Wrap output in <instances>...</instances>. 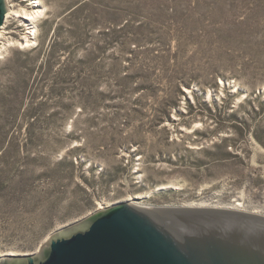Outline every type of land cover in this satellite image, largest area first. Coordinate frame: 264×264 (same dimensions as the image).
Returning <instances> with one entry per match:
<instances>
[{"label":"rangeland","instance_id":"rangeland-1","mask_svg":"<svg viewBox=\"0 0 264 264\" xmlns=\"http://www.w3.org/2000/svg\"><path fill=\"white\" fill-rule=\"evenodd\" d=\"M41 6L0 56V254L100 205L264 216V0Z\"/></svg>","mask_w":264,"mask_h":264},{"label":"water","instance_id":"water-1","mask_svg":"<svg viewBox=\"0 0 264 264\" xmlns=\"http://www.w3.org/2000/svg\"><path fill=\"white\" fill-rule=\"evenodd\" d=\"M7 11L0 0V26ZM81 222L0 264H264V216L250 212L119 203Z\"/></svg>","mask_w":264,"mask_h":264},{"label":"bare ground","instance_id":"bare-ground-1","mask_svg":"<svg viewBox=\"0 0 264 264\" xmlns=\"http://www.w3.org/2000/svg\"><path fill=\"white\" fill-rule=\"evenodd\" d=\"M8 6H9L8 11L5 14V17H6L5 21L8 22L11 18L18 19V20L22 21L23 23H25L27 25L28 29L25 31V34H23L22 37L15 39V38L7 35L8 33H10V31L7 29L8 24H6V22L4 23V25L0 26V56L11 45L19 44V45L27 46V45H30L31 43H33L35 41L36 36H37L36 21L39 18V16L44 12V9H42L43 6H41V0H31V2L29 3V6H22L19 8H15V6H13L12 4H9ZM136 206H138L140 208H161V207L151 206L148 204H136ZM102 208H104V206L100 205L99 209L96 210L94 213L98 212ZM165 208H174V207H165ZM182 208H206V207L203 204L194 205V203H193V204L188 205L186 207L183 206ZM83 219L84 218L78 219L76 221H73L69 224L62 226L61 228H59L56 231V233L61 232L63 230H66L68 228H71L73 225L75 226V225L79 224ZM36 253H38V251ZM13 254H16V253L0 254V259L10 258L11 255H13ZM32 254H34V253H32Z\"/></svg>","mask_w":264,"mask_h":264}]
</instances>
